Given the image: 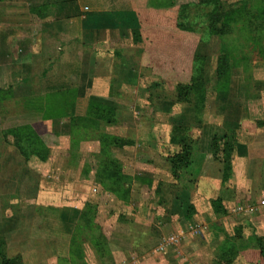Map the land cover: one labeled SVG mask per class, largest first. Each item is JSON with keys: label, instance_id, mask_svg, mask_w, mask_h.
<instances>
[{"label": "rangeland", "instance_id": "374dc122", "mask_svg": "<svg viewBox=\"0 0 264 264\" xmlns=\"http://www.w3.org/2000/svg\"><path fill=\"white\" fill-rule=\"evenodd\" d=\"M39 1L22 5L37 8ZM55 1L54 7L48 1L46 11L67 10L66 0ZM83 1L86 12L127 8L119 30L103 29L90 38L109 48L102 64L113 68L110 98L79 101L77 91L68 89L47 100H26L30 91L43 90L41 68L33 83L2 76L0 206L19 199L20 227L30 230V239H56L60 264L98 263L90 259L89 240L98 244L102 263L113 264L106 222L129 214L151 223L149 239H179L169 246L179 255L170 264H263L251 236L264 235V165L253 173L251 188L244 180V190L230 191L235 197L228 199L231 182L224 181L216 143L222 145L231 130L236 142L250 140V131L240 128L241 111L251 119L252 134L264 124V0ZM2 2L0 10L14 7ZM7 14L0 17L2 32L12 20L41 27L33 14ZM195 80L202 86L190 87ZM236 91L240 98L234 101ZM185 142L203 159L201 177L187 181L190 186L175 177L169 160ZM26 172L30 181L23 180ZM79 173L84 179L77 182ZM16 175L22 177L18 190ZM95 175L118 192L106 194L103 184L93 183ZM21 194L30 196V213ZM85 199L98 203L102 226L91 222L95 212ZM62 200L63 207L55 206ZM238 237H250L245 248Z\"/></svg>", "mask_w": 264, "mask_h": 264}, {"label": "crops", "instance_id": "0c3cea01", "mask_svg": "<svg viewBox=\"0 0 264 264\" xmlns=\"http://www.w3.org/2000/svg\"><path fill=\"white\" fill-rule=\"evenodd\" d=\"M2 1L1 5L11 3L14 7L12 9L1 8L0 17L1 15H8V12L11 15L14 14L17 18H28L33 14L36 17L35 21L41 23V27L36 29V26H31L29 23H20L12 20L13 23L10 30H6L5 32L0 31L1 83L3 81L2 76L4 75H7L8 78L22 76L32 83L33 81L36 82V70L41 68L42 78L38 82L43 84V90L39 95H35V93H31L30 91V97H27L26 100L31 98L47 100L50 99V94L67 92L68 89L70 91H73V89L77 91V99L79 101H85L92 97L100 100L110 98V84L114 78L113 68L107 66V64H102L103 57L105 56L104 53L107 54L109 48L94 44L91 41L93 38H90L95 35L94 32L103 29L111 31L119 30L120 25L125 22L127 16L125 15L127 13L121 12L127 8L114 10L106 7V9L99 8L95 10L92 7L90 12H86L85 9L87 10L89 7L87 5L83 7L85 1L71 0L74 1V6L72 7V13L67 14L66 10H62L59 7L56 11H54V8L46 11L48 1H51L50 5L54 7L53 5L58 3L55 0H40L38 2L39 6L32 9L27 6V8H24L22 5H29L31 3L30 0ZM101 3L105 2L101 1ZM32 10L38 11L40 15L33 13ZM127 11L128 16H131L130 10ZM0 20L3 19L0 18ZM86 38L89 39V42ZM112 51L116 53L119 50L115 51L113 49ZM13 53H16V55L13 56ZM38 62L40 65H37ZM234 96H236H232L234 101L239 100L237 97L240 98V93L236 91ZM28 108L30 109V107ZM240 115V128L246 134H249L247 131H250L252 136L249 141L240 138L236 144L233 154V177L229 180L231 185L227 190L231 196L227 194L226 198L228 199H234L235 194H240L244 190L243 187H240L241 182L244 180L248 179L246 185L248 188H251L253 173L255 171L259 172L260 167L264 165V124L260 126V129L259 127L257 128L258 130L254 129L256 134H252L253 127L248 126L251 123V119L245 118L243 111L240 112ZM224 119L230 120L226 114L224 115ZM206 159L209 161V156ZM197 160L200 163V171L196 177L198 179V177H201L203 171V168H201L203 159L199 158ZM26 173V178L23 180L30 181V175L28 172ZM74 175L76 177L74 179L77 182H79L80 178L84 179L80 173ZM96 175V182L93 178L91 182L103 184L106 187V194L112 193L114 195L115 192L107 188L105 183L99 182ZM68 176L71 177L70 172H68ZM14 179H16V189L18 190L17 183H20L19 179H22V177L16 175ZM103 179L105 178L103 177ZM97 190L98 187H94V191ZM230 191H234L235 194L233 195ZM246 191L250 194L249 189ZM6 193L8 199L12 198L11 196L13 195L10 196V192L8 193L7 191ZM63 196L65 198L66 194ZM23 197L26 204L24 207L30 213V196L23 195ZM17 202H19V199H14L12 203H8L10 204L9 206L8 204H5L3 207L0 206V236L3 237L0 241H4V253L6 257L13 258L19 256L23 264H60L61 257L56 239H30V230L24 231L20 227L18 222L20 215L18 213H22V211H19L22 203ZM84 203L93 213L95 212V215H91V222L97 226H102L97 218L98 203L91 199H85ZM80 204L81 202H79V207L76 208H81ZM55 206L63 207V200ZM81 215L82 213H80L79 219ZM27 217H29V214L26 215ZM179 221L181 223L183 219L180 218ZM107 223V226L110 228L108 235L110 239H105V244L111 254L113 264H154L153 261H157L155 264H170L171 259H177L179 256L169 248V246L173 247V245L177 244L179 239H176V241H170V239H149L152 236L154 237V234L150 232L151 223H148L141 216L129 214L125 219L115 218L113 222ZM86 243L89 245L90 259H97V262H99L93 263L84 259V263L82 264H103L98 244L93 240L86 241ZM191 263L189 262V264Z\"/></svg>", "mask_w": 264, "mask_h": 264}, {"label": "trees", "instance_id": "16d2710c", "mask_svg": "<svg viewBox=\"0 0 264 264\" xmlns=\"http://www.w3.org/2000/svg\"><path fill=\"white\" fill-rule=\"evenodd\" d=\"M65 2L67 4L66 13L67 14L72 13V7L74 6V1L68 0ZM256 28H261V27L257 26ZM202 84L203 83L201 81L195 80L192 85L190 84L191 85L190 87H200L202 86ZM184 89H185L184 86L180 85V89H179L180 93L181 91L183 93ZM236 133L237 132L234 130L225 131V133L222 136L223 144L217 145L216 143L218 152L221 153L222 155V157H220V162L222 163L223 178L225 182L230 180L233 174V161L232 160H233V154H234L236 143H237ZM169 160H170L172 168L174 169L175 177L182 178L184 180L183 184L185 186L186 185L190 186L188 182L192 183L194 181V178L198 175L200 171V163L193 156L191 145L188 142L181 143L180 149H178L177 151H173L169 155ZM101 181L102 183H104L103 178L101 179ZM105 184L107 186V183ZM107 188H110L115 193L118 192V189L115 187L111 188L107 186ZM249 239L250 237L249 238L238 237L237 239L239 240L238 244H240L241 247L243 244V248H245L247 246V243L250 242ZM251 239L254 240L253 241L254 243H256L257 249L259 250V254L261 255V258L263 259V264H264V235L255 234L251 236ZM236 251H237V246H236ZM0 264H23L19 256H16L13 258L6 257L4 253V241L3 240L0 241Z\"/></svg>", "mask_w": 264, "mask_h": 264}, {"label": "built area", "instance_id": "2783aa9c", "mask_svg": "<svg viewBox=\"0 0 264 264\" xmlns=\"http://www.w3.org/2000/svg\"><path fill=\"white\" fill-rule=\"evenodd\" d=\"M174 238H175L174 236H171L170 241H176V239H174ZM161 247H163V245H161ZM160 249H163V248H160Z\"/></svg>", "mask_w": 264, "mask_h": 264}]
</instances>
